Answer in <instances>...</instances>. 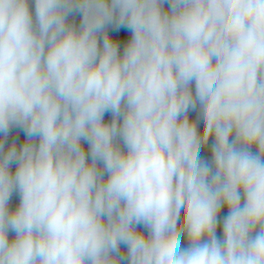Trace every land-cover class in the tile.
Returning <instances> with one entry per match:
<instances>
[{
	"label": "clouds",
	"instance_id": "1",
	"mask_svg": "<svg viewBox=\"0 0 264 264\" xmlns=\"http://www.w3.org/2000/svg\"><path fill=\"white\" fill-rule=\"evenodd\" d=\"M0 264H264V0H0Z\"/></svg>",
	"mask_w": 264,
	"mask_h": 264
},
{
	"label": "trees",
	"instance_id": "2",
	"mask_svg": "<svg viewBox=\"0 0 264 264\" xmlns=\"http://www.w3.org/2000/svg\"><path fill=\"white\" fill-rule=\"evenodd\" d=\"M115 35V34H114ZM128 36V33L126 31H122L121 33L118 34L119 39L123 40L126 39ZM108 118L107 114H106V119ZM15 135V133H14ZM19 139L22 140L23 139V134H19ZM85 148H87V145L85 144ZM202 154L203 155H210V153H208L206 150H202ZM18 202V196L14 195L11 201V204L14 206L15 203ZM226 213V209H223L221 212V215H224Z\"/></svg>",
	"mask_w": 264,
	"mask_h": 264
}]
</instances>
